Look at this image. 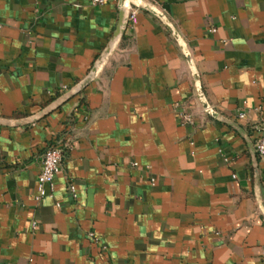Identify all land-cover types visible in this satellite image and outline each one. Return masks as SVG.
Wrapping results in <instances>:
<instances>
[{"label":"crops","instance_id":"0c3cea01","mask_svg":"<svg viewBox=\"0 0 264 264\" xmlns=\"http://www.w3.org/2000/svg\"><path fill=\"white\" fill-rule=\"evenodd\" d=\"M151 1L193 65L140 8L82 91L0 124V264H264V0ZM118 20V0H0V117L81 82ZM60 138L72 146L37 201Z\"/></svg>","mask_w":264,"mask_h":264},{"label":"water","instance_id":"95a60500","mask_svg":"<svg viewBox=\"0 0 264 264\" xmlns=\"http://www.w3.org/2000/svg\"><path fill=\"white\" fill-rule=\"evenodd\" d=\"M129 4H132L134 6H138L141 9L147 10V11L151 12L152 14L156 15L157 17H159L161 20H163L166 27L171 31V33L179 41L182 49L185 52V55H186L188 61L190 62L191 65H193L192 60H191V55L188 52L185 44L180 39L179 33L176 31V29L172 26L170 21L167 19V17L161 11H159L156 7H154L153 5H151L150 3H148L144 0H118L119 20H118L116 30H115L112 38L110 39V41L108 42V44L106 45V47L104 48L102 53L100 54V56L95 61L94 65L91 68L88 75L81 82H79L77 85L72 87L68 92H66L65 94H63L59 98H57L55 101H53L51 104H49L48 106H46L45 108H43L42 110L37 112L36 114L29 116V117H26V118L17 119V120L6 119V118L0 117V124L20 126V125H26L29 123H33V122L37 121L38 119L42 118L43 116L51 113L53 110L57 109L64 101L68 100L69 98L75 96L77 93L82 91L83 88L86 85H88L95 78V76L97 75L99 70L102 68V66L109 59L112 52L116 48L117 44L119 43V41L123 37V35L127 29V26L129 24V16H130ZM194 75L196 78V87H197L198 93L201 96V98H203L204 104L207 105V100L204 96V92H203L202 86L200 84L198 74L196 72H194ZM207 113L214 116V117H219L217 112L214 109H208ZM255 151H256V147H255ZM256 153H257V151H256Z\"/></svg>","mask_w":264,"mask_h":264},{"label":"built area","instance_id":"2783aa9c","mask_svg":"<svg viewBox=\"0 0 264 264\" xmlns=\"http://www.w3.org/2000/svg\"><path fill=\"white\" fill-rule=\"evenodd\" d=\"M104 0H94V3H101ZM154 7L155 4L151 0H144ZM140 9L138 6H134L132 4H129V10H130V16H129V23L132 25L137 23V11ZM214 31V29H212ZM197 88V87H196ZM197 91L198 99L202 105V110L207 113L208 109H213L207 102V105L204 104L203 98ZM248 111H240L238 113L239 118H244ZM208 114V113H207ZM180 119L187 123V124H194L195 118L191 113H180ZM72 146V142L68 139H57V141L54 144H51L46 150L42 158V168L38 175L37 179V190L38 194L36 195V200L41 201L43 197L50 195L52 196L54 188H55V176L57 172L59 171L61 164L64 160L66 151L70 149ZM256 151L258 156L264 159V134H262L257 142H256ZM137 165V162L134 163ZM236 175H234L235 177ZM152 183L155 184V180H152ZM70 190L73 194H75V185H70ZM33 226H36V223L34 222ZM93 236L94 234H90Z\"/></svg>","mask_w":264,"mask_h":264}]
</instances>
